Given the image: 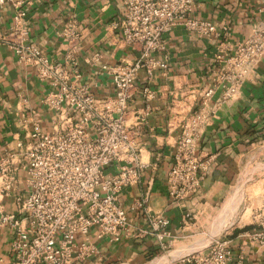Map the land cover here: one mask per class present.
<instances>
[{
  "label": "built area",
  "instance_id": "2783aa9c",
  "mask_svg": "<svg viewBox=\"0 0 264 264\" xmlns=\"http://www.w3.org/2000/svg\"><path fill=\"white\" fill-rule=\"evenodd\" d=\"M119 3L123 10L121 42L137 57L116 66L97 65L99 54L91 57L89 63L97 67L100 76L110 79L114 92L112 97L96 99L89 85L82 83V36L76 22L69 20L57 32L63 60L51 62L29 42L22 3L0 0V6L9 4L14 10L10 29L0 44L12 52L19 66L32 69L39 82L49 85L41 106L52 120L51 131L44 132L36 115L29 116L30 122L23 119L24 141L0 155V229L12 236L9 264H82L99 255L91 235L97 242L112 244L131 237L119 197L140 184L145 166L135 143L136 129L147 121L155 99L148 86L137 87V76L143 72L150 82L157 72L167 71L166 59L159 56L165 52L163 36L175 28L208 40L229 37L226 28L219 32L213 24L192 18L194 0ZM222 46L214 56L210 86L201 91L196 109L179 124L165 184L171 205L195 196L215 163L216 156L198 151L199 141L221 110L237 100L246 79L264 58V22L254 26L243 42ZM137 97L143 107L135 112L136 123L128 125L129 106ZM255 152L261 157L264 146ZM252 164L259 166L257 159ZM259 210L257 225L261 227L264 206ZM190 221L191 216L185 215L183 227ZM146 224L136 237L152 236L162 251L167 250L168 220L146 213ZM244 237L264 246V231ZM177 264H243V258L233 262L229 241L219 235L206 247L181 257Z\"/></svg>",
  "mask_w": 264,
  "mask_h": 264
},
{
  "label": "crops",
  "instance_id": "0c3cea01",
  "mask_svg": "<svg viewBox=\"0 0 264 264\" xmlns=\"http://www.w3.org/2000/svg\"><path fill=\"white\" fill-rule=\"evenodd\" d=\"M13 2H21L25 10L29 42L51 62L63 60V48L56 34L65 23L74 20L82 36L79 53L82 83L89 85L96 99L113 96L110 79L100 76L89 60L99 54L97 65L116 66L136 59L137 55L121 42L119 24L123 10L119 0ZM13 11L9 4L0 6V38L10 29ZM192 18L213 24L219 32L226 28L229 37L208 40L182 27L175 28L163 36L165 52L159 56L166 59L167 71L157 72L150 82L143 72L138 74L137 87L148 86L155 93V99L150 104L151 114L147 121L136 129L135 143L140 162L145 166L140 184L126 189L119 197L131 237H123L119 243L112 244L107 240L97 242L91 235L99 255L82 264L177 263L181 257L191 254L189 251L196 250L197 246L191 244L193 240L205 234L209 238L222 235L225 229L213 232L218 217L229 203L235 206L231 219L237 215V205L241 201L237 203L239 187L244 180L246 184L253 182L254 175L264 167L259 163L256 169L252 164L257 147L264 146L263 58L246 79L237 100L221 110L199 141L198 151L205 156H216V159L197 194L179 205H171L166 195V176L172 166L181 120L196 109L201 91L210 86L216 67L214 56L222 44L224 49L243 42L254 26L264 22V0H194ZM49 91L47 83L39 82L32 69L19 66L12 52L0 44V155L14 149L18 141H24L26 130L22 128V121L30 122L31 114L40 119L42 131H51V117L41 106ZM23 100L26 103L23 104ZM142 107V99L138 97L130 104L128 125L136 123L135 112ZM26 128L31 130L29 124ZM253 167L251 173L244 174L247 168ZM252 186L259 190L250 195V207L244 213H248L246 224L224 237L229 241L233 262L242 257L243 264H264V246L244 237L247 233L264 231V225H257L260 222L257 214L264 206V180L256 175ZM144 198L146 202L143 203ZM6 206L9 210V204ZM146 213L168 220L170 238L165 243L170 251L167 254L156 238L136 237L138 230L147 228ZM187 214L191 221L183 227ZM11 240V233L0 229V264L11 261Z\"/></svg>",
  "mask_w": 264,
  "mask_h": 264
},
{
  "label": "rangeland",
  "instance_id": "374dc122",
  "mask_svg": "<svg viewBox=\"0 0 264 264\" xmlns=\"http://www.w3.org/2000/svg\"><path fill=\"white\" fill-rule=\"evenodd\" d=\"M257 159L258 160V163H260L261 165H264V154L260 155L257 154V153H254V156H253V160ZM260 167V166H259ZM258 167V168H259ZM256 168V169H258ZM263 169L260 171L257 172V174L254 175L253 177V182L255 181V178H256V175L260 178H262L264 180V167H262ZM251 170H254V167L253 169H249L247 168L244 172V174H249V172L251 173ZM245 178V177H244ZM244 180V179H243ZM246 181L247 180H244L242 182V185L239 187V195H238V199H237V203L240 201V203L237 205L238 206V209H237V215L233 216L234 218L231 219V216L233 215L231 212H233L235 209V206L234 205H231L230 203L228 204V206H226V209L223 211V214L220 215L218 217L219 221L215 227V230L213 232H216L218 231L217 233H219L221 230H224L221 234H222V237L225 236L226 233H229L231 231H233L234 229L238 228L239 226H242L244 224H246V217L248 216V213H246L244 215V213L246 212L247 209H249V198H250V195H254L257 193V191L259 190V188L257 187H254L252 186V183L253 182H249L246 184ZM258 185V184H257ZM256 186V185H255ZM229 201V200H228ZM228 203V202H227ZM232 207V208H231ZM256 207H258L256 205ZM233 209V211H232ZM225 212V213H224ZM232 214V215H230ZM244 216V217H243ZM243 217V218H242ZM224 222V229L222 228L223 226H221V230L219 228V222L222 221ZM226 221V222H225ZM222 223V222H221ZM218 226V227H217ZM226 226V227H225ZM217 228V229H216ZM214 229V228H213ZM213 237L209 238L207 237V234L199 237L198 239L196 240H193V242H191V244L193 246H198V245H202L204 243H206L207 241L210 242L212 240ZM191 245V246H192ZM199 249V248H198ZM170 250L167 249L165 250V253L167 254ZM164 260H166L165 258L163 259V262H165ZM167 263V262H166ZM177 264V263H175Z\"/></svg>",
  "mask_w": 264,
  "mask_h": 264
},
{
  "label": "bare ground",
  "instance_id": "6f19581e",
  "mask_svg": "<svg viewBox=\"0 0 264 264\" xmlns=\"http://www.w3.org/2000/svg\"><path fill=\"white\" fill-rule=\"evenodd\" d=\"M232 208V207H231ZM235 209V208H234ZM232 211H233V209H232ZM234 212V211H233ZM233 212H231L232 214H233ZM225 213V212H224ZM232 214H230V215H232ZM232 217V216H231ZM222 222V223H221ZM226 222V221H225ZM224 222H223V220L222 221H220L219 222V228H218V230L220 229L221 230V226H223L222 228L224 229V225H226V224H224ZM221 225V226H220ZM218 227V226H217ZM226 227V226H225ZM217 229V228H216ZM213 230H215V229H213ZM222 231V230H221ZM215 233V232H214ZM213 235V234H212ZM210 242H206V243H204V244H202V245H198L197 247H195V249H198V248H202V247H206L208 244H209ZM195 251V250H194ZM194 251H192V252H194ZM191 251H189L188 253H192ZM186 254V253H185ZM184 253L182 254V255H185ZM182 255H180V256H178L177 258H180ZM176 258V259H177ZM174 261V260H173Z\"/></svg>",
  "mask_w": 264,
  "mask_h": 264
}]
</instances>
